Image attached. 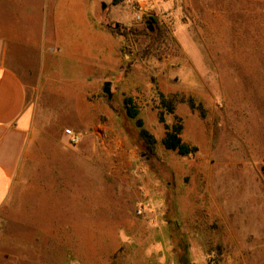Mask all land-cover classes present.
<instances>
[{"label":"rangeland","instance_id":"obj_1","mask_svg":"<svg viewBox=\"0 0 264 264\" xmlns=\"http://www.w3.org/2000/svg\"><path fill=\"white\" fill-rule=\"evenodd\" d=\"M146 1L97 3L100 9L102 3L106 5L103 22L108 26L117 23L121 29H136L121 34L125 70L112 82L109 80L111 99L101 91L102 104L110 101L114 108L108 115L99 116L95 132L85 130L84 136L79 134V143L99 144L98 152L94 150L95 158L105 156V150L100 149L102 144L108 149L110 188L98 182L100 171L96 166L92 188L87 189L94 192L89 199L92 206L80 202L79 197L75 198L79 201L71 199L59 183L45 181V189L39 193L41 203L35 206L30 219L43 224H85L115 216L121 203V157L130 155L132 144L133 157L141 164L142 173L156 175L158 179L156 184L149 183L147 190L138 187V192L149 190L150 205H155L159 219L174 220L169 222L175 229V264H264V0H154L156 12L137 22L135 7ZM16 9L13 12L14 7H0V25H9V33L21 35L22 30H14L12 25L27 26L29 21L3 20L11 14L15 18L21 8ZM151 16L165 31L161 39L154 36L157 24L151 23L152 31L146 27L145 20ZM33 57L18 56L12 62L29 84L35 80ZM140 63L153 64L155 70L148 78V86L139 87L138 94L133 95V86L125 89L120 79L127 76L130 67ZM162 63L177 68L167 79L164 71L169 64L162 75L157 73ZM124 96L132 97L143 126L156 138L153 152L146 149L138 136L136 119L126 115ZM167 104H171L172 112ZM70 105L67 100L56 101L57 117L48 119V125L61 131V146L47 142L46 135L40 136L32 149L35 164L43 161L44 174L47 169L60 173L63 167L46 166L44 158L76 156L71 150L75 145L68 143L64 134L65 128L75 131L73 112L62 109ZM160 113L163 122L158 118ZM172 123L182 125V139L196 146L194 152L181 155L162 145L164 124ZM36 165L34 169H38ZM81 173H85L82 168H74V174ZM48 175L49 172L45 174ZM64 175L60 181L65 177L70 184L69 174ZM73 192L79 196L85 191L77 187ZM12 221L15 220L0 213L3 239L13 233L7 223L17 228ZM162 232L159 229L158 235ZM157 246L159 256L169 255V244L166 246L161 238Z\"/></svg>","mask_w":264,"mask_h":264},{"label":"crops","instance_id":"obj_2","mask_svg":"<svg viewBox=\"0 0 264 264\" xmlns=\"http://www.w3.org/2000/svg\"><path fill=\"white\" fill-rule=\"evenodd\" d=\"M97 3L98 0H0V7H14L13 12L18 10L16 7L21 8L15 18L13 14L7 15L4 21L31 23L12 25L14 30H22L21 35L12 32L14 36L9 33V25H0V213L15 220L11 223L17 227L13 229L7 223L13 233L4 239L0 236V264H175L174 228L170 224L173 219H159L155 205H150L149 190L138 192V187L147 190L148 184H156L158 179L156 175L142 173L141 164L133 157L132 144L130 155L121 157V203L115 216L85 224H43L30 219L35 206L41 203L39 193L45 189V181L59 183L71 199L79 201L75 199L79 197L80 202L92 206L89 199L94 192L87 189L92 188L96 166L100 171L98 182L110 188L109 153L103 144L100 149L105 150V156L101 157L94 156L99 144L78 142L71 149L75 157L44 158L46 166L64 168H60V173L47 169L48 176L41 172L42 159L36 165L31 157L40 136L47 135V142L61 146L60 129L48 125L49 118L57 117L56 101L71 102L62 109L73 112L71 117L76 121L72 127L82 136L85 130L95 132L99 116L108 115L111 110L108 103L102 104L101 85L124 72V41L121 34L103 22V10ZM30 54L36 61L32 69L35 80L29 84L12 62L18 56L30 58ZM168 64L157 67V73L162 75ZM176 69L169 64L164 78ZM154 70L153 64L130 67L127 76L120 79L121 85L125 89L133 86L132 94L136 95L139 87L148 86ZM35 165L38 169L33 168ZM78 167L85 173L74 174ZM64 174H69L70 184L65 177L60 181ZM77 187L85 192L76 196L73 191ZM173 199L171 195L170 205ZM159 229L163 231L160 235ZM158 238L166 246L169 244V255L159 256Z\"/></svg>","mask_w":264,"mask_h":264},{"label":"trees","instance_id":"obj_3","mask_svg":"<svg viewBox=\"0 0 264 264\" xmlns=\"http://www.w3.org/2000/svg\"><path fill=\"white\" fill-rule=\"evenodd\" d=\"M120 1L122 0H112L111 3L117 4ZM149 20H151L152 23L157 24V29H156L157 32L154 35L156 40L161 39L165 32L164 29L158 26V21L156 17L151 16L149 17ZM109 27L113 32H116L119 34H126L130 31L136 30L134 27H127V28L123 27L122 29L119 26H109ZM107 103L110 105V107L114 108L110 101H107ZM188 103L191 108H194V104L192 103L191 99H189ZM123 104H124L126 115L130 118L136 119V125L138 127V136L143 140L146 149L150 152H153L154 144L156 143V138L154 137L153 134H151L148 131V129H146L143 126V121L140 117H138L139 111L135 107L132 97L124 96ZM167 109L168 111L172 112L173 108L171 104H167ZM158 118L160 122H163L162 113L159 114ZM164 126H165V132L161 138V143L166 149L175 150L181 155H187L196 150V146L190 145L182 139V136H181L182 125L181 124L172 123L170 125L164 124Z\"/></svg>","mask_w":264,"mask_h":264},{"label":"built area","instance_id":"obj_4","mask_svg":"<svg viewBox=\"0 0 264 264\" xmlns=\"http://www.w3.org/2000/svg\"><path fill=\"white\" fill-rule=\"evenodd\" d=\"M135 8L134 19L137 22H141L144 16H150L156 12V2L154 0H147L144 4L140 3ZM64 134L70 144H76L80 141L79 134L71 128H65Z\"/></svg>","mask_w":264,"mask_h":264},{"label":"water","instance_id":"obj_5","mask_svg":"<svg viewBox=\"0 0 264 264\" xmlns=\"http://www.w3.org/2000/svg\"><path fill=\"white\" fill-rule=\"evenodd\" d=\"M105 3H102V10L105 8ZM145 23H147V28L150 30V31H152L153 30V26H152V22H151V20H149V19H146L145 20ZM115 26H117V23H116V25ZM111 82L109 81V80H106V81H104L103 82V87H102V92L104 93V94H106L107 95V99H111V96H112V93H111Z\"/></svg>","mask_w":264,"mask_h":264}]
</instances>
